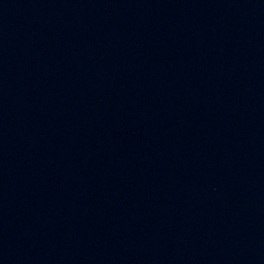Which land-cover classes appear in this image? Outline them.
Listing matches in <instances>:
<instances>
[{"label": "water", "instance_id": "water-1", "mask_svg": "<svg viewBox=\"0 0 264 264\" xmlns=\"http://www.w3.org/2000/svg\"><path fill=\"white\" fill-rule=\"evenodd\" d=\"M0 264H264V0H0Z\"/></svg>", "mask_w": 264, "mask_h": 264}]
</instances>
